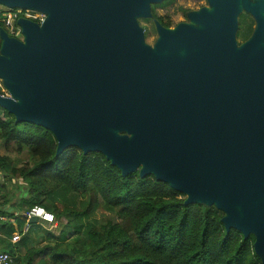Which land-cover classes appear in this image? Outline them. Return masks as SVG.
I'll return each instance as SVG.
<instances>
[{
  "label": "water",
  "instance_id": "obj_1",
  "mask_svg": "<svg viewBox=\"0 0 264 264\" xmlns=\"http://www.w3.org/2000/svg\"><path fill=\"white\" fill-rule=\"evenodd\" d=\"M159 1L0 0L46 14L41 25L19 18L22 40L0 29L9 94L0 106L49 130L57 155L99 152L123 176L138 170L186 194V204L214 205L226 230L254 235L264 264V200L255 204L264 196V21L256 13L264 15V0H207L214 12H190L196 24L174 33L155 22V52L137 17L149 18ZM239 2L256 20L240 46Z\"/></svg>",
  "mask_w": 264,
  "mask_h": 264
},
{
  "label": "trees",
  "instance_id": "obj_2",
  "mask_svg": "<svg viewBox=\"0 0 264 264\" xmlns=\"http://www.w3.org/2000/svg\"><path fill=\"white\" fill-rule=\"evenodd\" d=\"M174 2L151 3L150 18L169 28L157 9ZM0 29L9 31L3 23ZM56 149L49 130L16 122L0 106V172L5 180H20L26 189L17 227L0 220V230L6 229L0 250L9 253L14 264H261L254 235L244 238L234 228L226 230L224 214L214 205L186 204L182 192L153 175L141 177L138 170L123 176L99 152L69 147L57 155ZM0 199L3 207L7 195ZM34 206L52 213L58 226H64L59 219H69L66 224L76 225L75 233H48L53 241L36 247L26 236L38 221L29 223L21 239L12 243L13 232H23ZM98 211L112 220L92 222L91 215Z\"/></svg>",
  "mask_w": 264,
  "mask_h": 264
},
{
  "label": "rangeland",
  "instance_id": "obj_3",
  "mask_svg": "<svg viewBox=\"0 0 264 264\" xmlns=\"http://www.w3.org/2000/svg\"><path fill=\"white\" fill-rule=\"evenodd\" d=\"M207 7H210L207 0H175V2L169 7L158 8L157 13L160 16H164L165 22L171 24V27L168 28L170 29L175 28L176 26L182 23L193 24L191 20H188L185 17V12H195ZM137 22L143 31L144 44L149 46L153 51L158 52L157 45L160 38V30L156 27L154 20L150 17H137ZM237 24L238 28L236 31V43L238 46H240L253 34L256 27V20L253 15V12L246 10L244 6L240 4V2L238 7ZM7 33L8 35L14 38L22 40V34L16 36L11 31H8ZM116 134L130 136L128 133L120 130H117ZM0 186H2L0 187V195L2 196L5 194L8 198L7 202L3 207L5 208V210H3L2 206L0 207V209L3 211H1V214L3 215V220H5L2 222H10L16 228L18 225V220L21 218V214L23 212V209H20V201L26 195L25 187L20 180H5L4 175L1 172ZM11 213L14 215L10 216ZM54 220L50 224L40 221L38 225L33 227V229H31V231L27 233L26 238L28 242L31 243L33 246L40 247L53 241L51 240V238L48 237V233L55 234L57 236L60 235V232L62 230L66 231L67 234L71 235L75 233V229L77 228V226L72 224H66L69 219H65L64 217L58 220V222H62L64 226H58L57 223H54ZM90 220L100 225L112 219L109 218L107 214H103L98 211L91 215ZM85 229L86 228H83V231ZM5 230V228L0 230V235L5 234Z\"/></svg>",
  "mask_w": 264,
  "mask_h": 264
},
{
  "label": "built area",
  "instance_id": "obj_4",
  "mask_svg": "<svg viewBox=\"0 0 264 264\" xmlns=\"http://www.w3.org/2000/svg\"><path fill=\"white\" fill-rule=\"evenodd\" d=\"M19 18H25L35 22L38 25H41L46 19V14L44 12L33 9H24L20 7L11 8L4 4H0V23H3L5 27H7V29L13 32L16 36L22 34L21 27L18 24ZM0 95L2 97L9 96L6 88L2 84L1 78H0ZM0 205H1V199H0ZM33 216H35L38 221H43L48 224L53 222L54 220V215L52 213L47 212L44 208L39 206H34L28 210L27 218L29 219ZM0 220L5 221L3 220L2 214H0ZM28 225L29 223L26 222L22 233L18 231L13 232L11 236L12 243H17L21 239L22 234L28 230ZM0 264H14L12 256L9 253L0 250Z\"/></svg>",
  "mask_w": 264,
  "mask_h": 264
},
{
  "label": "bare ground",
  "instance_id": "obj_5",
  "mask_svg": "<svg viewBox=\"0 0 264 264\" xmlns=\"http://www.w3.org/2000/svg\"><path fill=\"white\" fill-rule=\"evenodd\" d=\"M206 10H208L207 12L208 13H213L214 12V8H209V7H207V9ZM256 13H258V15L262 18V20L264 21V15H263V11L261 10V9H258L257 10V12ZM196 20H194L192 23L193 24H196ZM176 30H177V28H170V31L169 32H176ZM161 38H162V34H161ZM186 46H183L181 49H180V51H179V53L178 54H180L181 56H185L187 53H188V51L187 50H185V49H183V48H185ZM194 51H198L197 49H195ZM163 54H166V55H169L170 54V51L168 50V49H165L164 51H163ZM20 101V100H19ZM264 200V196L261 198V199H259L258 201H256L255 202V204H258L259 202H262ZM235 208L236 209H240L241 208V206L240 205H238V206H235Z\"/></svg>",
  "mask_w": 264,
  "mask_h": 264
},
{
  "label": "flooded vegetation",
  "instance_id": "obj_6",
  "mask_svg": "<svg viewBox=\"0 0 264 264\" xmlns=\"http://www.w3.org/2000/svg\"><path fill=\"white\" fill-rule=\"evenodd\" d=\"M160 16V15H159ZM164 18V16H162ZM164 22H165V18H164ZM165 23H168V22H165ZM170 27H171V24L169 23Z\"/></svg>",
  "mask_w": 264,
  "mask_h": 264
},
{
  "label": "crops",
  "instance_id": "obj_7",
  "mask_svg": "<svg viewBox=\"0 0 264 264\" xmlns=\"http://www.w3.org/2000/svg\"><path fill=\"white\" fill-rule=\"evenodd\" d=\"M25 190H26V189H25ZM3 207H4V206H3ZM3 207H2V208H3ZM3 210H5V208H3ZM10 212H12V211H10ZM17 213H18V212H17ZM17 213H16V214H17Z\"/></svg>",
  "mask_w": 264,
  "mask_h": 264
},
{
  "label": "clouds",
  "instance_id": "obj_8",
  "mask_svg": "<svg viewBox=\"0 0 264 264\" xmlns=\"http://www.w3.org/2000/svg\"><path fill=\"white\" fill-rule=\"evenodd\" d=\"M38 222V221H37Z\"/></svg>",
  "mask_w": 264,
  "mask_h": 264
}]
</instances>
